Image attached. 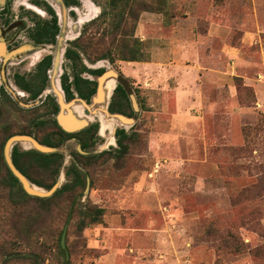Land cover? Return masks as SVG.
<instances>
[{"label":"rangeland","instance_id":"rangeland-1","mask_svg":"<svg viewBox=\"0 0 264 264\" xmlns=\"http://www.w3.org/2000/svg\"><path fill=\"white\" fill-rule=\"evenodd\" d=\"M84 1L98 11L88 51L129 79L136 112L124 152L103 137L87 149L77 139L29 148L62 157L49 165L40 154L23 157L20 172L55 189L27 192L5 153L27 146L20 135L39 142L49 128L38 126L37 102L14 93L0 108V264H264V0H152L134 29L142 61L113 50L123 3ZM8 4L4 38L27 47L0 62L5 77L39 56L27 37L33 15ZM213 22L226 35L203 38ZM253 27L256 38L243 42ZM184 90L191 99L181 106Z\"/></svg>","mask_w":264,"mask_h":264},{"label":"flooded vegetation","instance_id":"flooded-vegetation-1","mask_svg":"<svg viewBox=\"0 0 264 264\" xmlns=\"http://www.w3.org/2000/svg\"><path fill=\"white\" fill-rule=\"evenodd\" d=\"M90 1L92 2V0ZM7 5H9L8 0H0V15L6 12ZM14 7L25 8L26 10L22 13L25 17H29V13L33 15L32 24L27 29V37L33 43V47L37 48L30 55L39 56L33 57L30 62L31 69L27 72L15 71L10 77L0 74V108L8 99L12 98L14 93L27 96L31 102H37L31 108L44 110V117L38 116V126L49 128L39 138L40 143H38L42 146L57 147L65 139H77L81 148L87 149L96 145L100 137L104 138L103 143H105L110 130L105 133L106 135L102 134L101 118L98 113L92 112L89 106L98 97L100 89L105 86L108 79L115 78L116 82L106 99V112L132 118L136 111L124 82V80L129 82V79L121 73H119V77H121L116 78L114 70L100 64L103 59H107L105 55L93 57L88 51L91 36L90 27L98 16L97 6L95 4L89 6L84 0H12V8ZM70 14L73 17L76 15V18H72ZM1 26L2 24H0V62L6 64L11 61L13 55L23 53L27 46L16 44V48H12V44L5 40ZM50 45L55 46L53 52L39 54L38 47ZM68 48L76 50L79 54L76 63L67 57ZM89 70H102V72L98 74ZM109 70H111L110 76L107 75ZM76 72L81 78L91 81V85L95 88L94 93L88 99L81 97L75 88ZM112 72L115 76L112 75ZM64 76L68 77V83L71 85L72 98L67 97L63 87ZM118 85L124 89L127 101L121 92L116 91ZM75 101L79 102L77 112L72 107V103ZM100 106L96 104L95 108L99 109ZM75 125L79 126L77 130H68ZM53 127H56L57 130ZM126 128L128 127L117 126L115 128L113 137L117 145L119 139L117 132L124 130L127 133ZM13 137L7 138L6 141ZM20 138L25 144L36 141L29 136ZM17 144L20 143L12 144L11 159L16 168L24 173L20 163L21 159L27 155L42 154V152L37 151V148L29 149L35 148L33 145L24 147L20 144L24 148L20 150ZM14 150L17 152L19 166L13 160ZM54 153H58L62 157L61 153ZM56 170H58L57 167Z\"/></svg>","mask_w":264,"mask_h":264},{"label":"trees","instance_id":"trees-1","mask_svg":"<svg viewBox=\"0 0 264 264\" xmlns=\"http://www.w3.org/2000/svg\"><path fill=\"white\" fill-rule=\"evenodd\" d=\"M124 5V14L122 15L120 21L117 23V27L121 28V32L119 33L121 38L118 39V43H114L113 50L115 51V54L119 55L120 59L122 60H129V61H142V50L140 47L139 40L134 36V29L136 27L137 21L139 19L140 12L144 10H151L153 1L152 0H119ZM118 0H112L113 5H116ZM128 11V14L126 13V10ZM106 12H103V14ZM94 20L93 22H95ZM116 37H114L115 39ZM92 39V35L90 36L89 42ZM117 40V39H116ZM67 57H69L74 63L77 62L79 59V54L76 50L72 48H68L66 52ZM85 69V68H83ZM92 73H101L102 70H89ZM74 85L78 92V94L88 99L91 94L94 93L95 88L91 85V81L87 79H83L79 76V74L75 73V79H74ZM70 84L68 83V77H63V87L66 91L67 97L72 98L73 93L70 90ZM117 92H121V94L125 97L126 101L128 100L127 95L122 88L121 85H118ZM120 112L127 114L125 111L120 110ZM81 134V133H79ZM119 139H118V146L121 148L120 152H124V143L123 139L127 137V133H125L124 130H119L117 132ZM123 150V151H122ZM17 152L14 150L13 152V160L16 162L17 166H19V161L16 156ZM43 158H45L47 165L55 163L58 158L61 156L58 153H42L40 154ZM59 161V160H58ZM59 165V163H58ZM10 177L18 182V178L10 171ZM78 177V176H77ZM76 177V178H77ZM79 179V178H77ZM48 189L52 187V185L46 186ZM72 189V185L66 184L64 185L59 191H66ZM27 197H31L27 193H25ZM37 198V197H35ZM39 199V198H37Z\"/></svg>","mask_w":264,"mask_h":264},{"label":"bare ground","instance_id":"bare-ground-1","mask_svg":"<svg viewBox=\"0 0 264 264\" xmlns=\"http://www.w3.org/2000/svg\"><path fill=\"white\" fill-rule=\"evenodd\" d=\"M112 75L115 76V74L113 72H112ZM112 85H113V83L111 84V79H108L106 84H105V86L100 89L98 97L95 98V100L93 99L94 100L93 103L89 106V108L92 111H94V113H98L99 114V116L101 118V128H102V130L105 131V132H108L110 130V134L107 136V139H106V141H105L103 146H107V145H109V144L114 142L113 132H114L115 127H117L118 125H124L123 127H129L133 123V118L126 117V116H123V115H120V114H119L120 115L119 116L117 114H110V113L106 112V110H105V102H106L107 96H108V94L110 92V88H111ZM96 103H99L101 105L99 107V109L94 108V105ZM78 104H79V102H77V101L72 103L73 110H75L76 112L78 110ZM73 122H75V121H73ZM26 145L29 146V147L31 145H33L35 148L40 149V150L49 149V147L42 146L39 143H37L36 141L29 142V143L26 142ZM24 182H25L26 187L31 192H40V191H42V188H40L39 186L33 184L28 179L24 178Z\"/></svg>","mask_w":264,"mask_h":264},{"label":"crops","instance_id":"crops-1","mask_svg":"<svg viewBox=\"0 0 264 264\" xmlns=\"http://www.w3.org/2000/svg\"><path fill=\"white\" fill-rule=\"evenodd\" d=\"M251 29H254V27H253V28H247V29H245V31L243 30V34H242V36H243V42H244L245 40H247V39H250V38H252V39L256 38V33H255L253 30H251ZM226 31H227V29H226V25L218 24V23H214V22H213V23L210 24V26H209V28H208V32H207L206 34H202V37H203V38H206V39H208V40H214V39H217V37H215V36H219V37H221V36H225V35H226ZM174 34L177 35L178 32H177V33H174ZM154 62H155V61H154ZM110 71H111V70H109V72L107 73L108 76L111 75V72H110ZM110 79H111V84L113 83V85H114L115 82H116L115 78H110ZM113 85H112L111 88H110V92H111V89L113 88ZM110 92H109L108 96L110 95ZM183 93H184L183 98H182V100L179 102L181 106L184 105V104H183V100H184V99H191L190 91H188V90H184ZM185 94H186V95H185ZM108 96H107V97H108ZM106 102H107V100H106ZM96 104L100 105L99 103H96ZM96 104H95V105H96ZM95 105H94V108H95ZM105 105H106V103H105ZM93 112H94V111H93ZM117 115H119V114H117ZM119 116H120V115H119ZM121 118H122V117H121ZM118 126H124V125H118ZM115 128H116V127H115ZM114 130H115V129H114ZM101 131H102V133H107V132L103 131L102 128H101ZM113 133H114V132H113Z\"/></svg>","mask_w":264,"mask_h":264},{"label":"water","instance_id":"water-1","mask_svg":"<svg viewBox=\"0 0 264 264\" xmlns=\"http://www.w3.org/2000/svg\"><path fill=\"white\" fill-rule=\"evenodd\" d=\"M79 128V126L75 125L74 127H72V129H68V130H77ZM20 137H28V136H20ZM11 140V138L7 141V143ZM38 143V142H37ZM42 145V144H40ZM40 150V149H39ZM44 150H47V149H44ZM5 157H6V160L7 162L9 163L10 167L12 168L14 174L21 180V182L23 183V186L24 188L27 190V192L31 193V194H36V195H44V194H47V193H51V191L55 190L54 188L50 191H46L42 189V191L40 192H31L25 185V182H24V178H26L17 168L16 166L14 165V163L12 162V159H11V153L10 155L8 156L6 153H5ZM27 179V178H26ZM66 231H67V227H65L63 229V232H62V235H61V240H60V244H61V247L65 250V253H66V259L68 260L69 258V253H68V250L66 248V245H65V239H66Z\"/></svg>","mask_w":264,"mask_h":264}]
</instances>
